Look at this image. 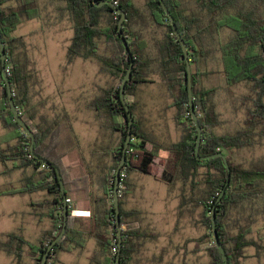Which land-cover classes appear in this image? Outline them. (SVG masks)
<instances>
[{
    "label": "trees",
    "instance_id": "trees-1",
    "mask_svg": "<svg viewBox=\"0 0 264 264\" xmlns=\"http://www.w3.org/2000/svg\"><path fill=\"white\" fill-rule=\"evenodd\" d=\"M102 1L96 0L97 3ZM109 1L116 2V7L126 15L122 33L129 52H126L118 34L120 16L109 6L97 7L93 0H53L69 18L73 31L66 51L67 64L76 59L96 60L102 71L121 80L133 63L131 78L125 85V96L138 86L152 83L151 77L157 76L171 93L175 124L182 131L177 142L160 145L141 134L140 127L133 122L131 142L121 170L125 177L119 185L120 224L123 225L125 220L138 219L136 212L125 214L121 209L127 173L138 172L165 183L170 189H179V218L201 208L200 222L206 233L195 242L206 244L204 251L208 261L205 264H225L210 232L212 209L215 210L216 229L228 264H241L248 248L262 254L264 245L251 235L258 219L264 222V155L253 156L249 160L243 157L241 161L237 158H241L243 152L254 151L264 144V0H163L188 54L193 104L202 129L198 155L223 154L230 168L228 183L221 158L199 160L195 155L196 130L188 105L184 54L159 0H146L144 8L137 7L132 0ZM40 13L39 0H0V36L6 53L5 68L12 98L20 117L34 134V154L49 163L44 165L30 154L29 138L9 111L0 70V123L6 131L0 137V175L27 168L32 172L20 187L1 188L0 198L46 192L50 200L44 205L48 207V217L53 223L52 230L36 244L16 234H3L5 240L0 243V250L8 256L19 257L22 247L26 246L33 264L39 263L61 228L63 197L56 169L64 183L65 178L54 152L58 119L69 116L66 112L57 114V120L53 123L45 121V126H32L24 117L28 115L29 120L34 119L32 114L35 110L31 106L33 76L28 70L24 40L14 32L23 21L39 18ZM216 80L220 84H216ZM237 89H241L240 93L236 92ZM220 91L230 97L236 113L243 116L235 129L222 133L218 128L223 122L214 101ZM92 104L94 109H104L110 115L111 127L120 134L114 149V164L106 174L112 192L115 169L128 132V120L119 100L118 86L104 90ZM128 107L133 114L132 107L129 104ZM119 117H122L121 123L115 120ZM135 140L136 143L133 142ZM223 190L224 194L217 201ZM230 221L234 223V233L229 229ZM115 228L111 204L101 222L98 219L94 222L92 234L87 235L98 242L92 263H116ZM144 235L133 227L122 231L120 264L132 263L140 247L138 241ZM76 237L80 238V235L72 231L68 211L66 232L45 264H58L59 252H70L73 247L83 248V239L75 240ZM114 247L117 249L115 253ZM199 251L196 248L191 252ZM183 264H187L185 260Z\"/></svg>",
    "mask_w": 264,
    "mask_h": 264
},
{
    "label": "rangeland",
    "instance_id": "rangeland-1",
    "mask_svg": "<svg viewBox=\"0 0 264 264\" xmlns=\"http://www.w3.org/2000/svg\"><path fill=\"white\" fill-rule=\"evenodd\" d=\"M145 2L146 0H133V3L139 8H144ZM39 3L41 11L40 17L23 21L14 32L15 36L22 37L24 40L28 70L31 76H33L31 106L35 110L32 114L34 119L29 120L28 115L24 117L32 126L37 124L39 126H45V121L49 122V119L55 118V114H62L65 111L69 113V116L67 118H60L61 129L59 130L60 133H65L59 135L57 143L61 139L63 141L70 139V137H67V134L73 129L72 123L76 129H79V139L85 144V142L92 139L91 137L96 128L93 126L94 123H99L98 126L101 130L108 129L103 113L98 116L87 113L88 110L90 113L94 111L92 102L101 97L104 90H108L112 86H118L119 91L122 79H112L111 76L101 70L100 63L96 60L85 61L76 59L72 64H67L66 51L73 36L71 22L67 15L63 11H60V8H57L53 0H39ZM215 83L220 84V81L216 80ZM143 90L144 92L140 94V97H142L144 107L152 113V118L154 119L153 130L156 132L153 134L156 136L164 134L171 141L177 139L178 135L181 136V129L179 127L177 129L176 124H174L171 93L167 88L163 85L156 84ZM239 90L241 89H237L236 92L240 93ZM146 96H150L151 100ZM214 101L216 110L221 114L220 119L223 122L219 127L220 129L218 128V131L222 133L229 129H235L242 122L243 116L240 112L238 114L236 113L234 107H232L230 97L220 91L215 96ZM106 117L108 119L110 115L106 114ZM87 129H89V133L86 132ZM113 131L115 132L114 129ZM5 133L6 131L2 129L0 123V137L5 135ZM141 134L150 135L146 131H141ZM166 139L151 138V140L160 145ZM129 142H131V139ZM133 142L136 143V140ZM260 155H264V144L262 147H257L254 151L243 152L241 158H237V160L241 161L243 157L249 160L253 156ZM1 171L2 166L0 165ZM21 176L23 174L19 171H14L7 175H0V189L9 186L16 187L18 185L17 180ZM148 180V184H152V188L156 193L153 195V199L157 196V202L155 200L154 204L156 205H154L153 212L156 213L155 219L158 222V227L155 232L152 231L154 232L153 234L159 237L164 236L165 244L167 243V238L169 239L170 236L179 241V243L177 242L178 244L173 243V246L184 243V250L180 254L183 253L184 260L187 264H205L208 261V257L204 251L206 244L198 245L195 242L206 233L205 228L200 222L201 208L195 209L194 212L186 213L183 217L179 218L177 210L178 201L177 199H173L172 195L174 193L179 194V189L175 188L172 191L168 187L167 192L166 185L153 179ZM147 190L148 188L146 187ZM10 206L12 205L7 204L6 198L0 201V243L5 240L3 234L14 233L19 236L15 232L17 230L13 229V223L8 217V213L11 210ZM124 213L128 214L130 212L129 210H125ZM228 223H230V231L234 233V223L232 221ZM136 226L137 224L135 222L125 220L121 228L122 231L123 229L126 231L130 227ZM253 230L254 232L251 237L258 243L264 245V222L261 218L253 226ZM158 243L159 246L165 245L163 244L164 241L159 240ZM169 245L172 244L169 243ZM196 248H199L201 251L197 253L191 252ZM26 251L29 256L27 248ZM174 254V250L166 252L168 262L179 263L178 259H174ZM171 256L172 258L170 259ZM0 264H10V260L6 257L4 251L1 250ZM241 264H264V252L258 254L254 248L246 249L245 258L241 260Z\"/></svg>",
    "mask_w": 264,
    "mask_h": 264
},
{
    "label": "crops",
    "instance_id": "crops-1",
    "mask_svg": "<svg viewBox=\"0 0 264 264\" xmlns=\"http://www.w3.org/2000/svg\"><path fill=\"white\" fill-rule=\"evenodd\" d=\"M151 80L153 81L152 83L138 86L136 90L125 96L127 104L132 107L133 122H136V125L140 127V131L149 133L150 135L145 136L150 139L158 138L163 140L167 138L161 145L175 143L180 139V135H178L177 139L171 141L168 139V136L164 134L160 136L153 134L156 133L153 130L154 119L152 118L151 111L144 107L140 94L144 92V88H150L156 84H163L157 76H152ZM147 98L151 100L150 96ZM93 110L94 111H91V113L88 110L87 113L93 116H98L101 113L104 114L107 130H101L98 126L99 123H94L93 126L96 128L91 137L92 139L84 144V142L79 139V129H76L74 127L75 125L71 123L73 129L67 134V137H70V139L65 141H63V139L59 140V143H57L55 147L54 155H56L55 157L59 160L65 178V183L63 182V184L66 198L72 201V204L68 207L71 216V229L73 232H77L78 235H80V238L76 237L75 240L83 239L84 241L83 248L73 247L70 252H59L57 255L59 260L58 264H94L91 262V259L98 251V242L93 237L87 235L89 233L92 234L94 222L97 219L101 222L103 214L109 209L110 205L113 204V190L112 192L109 190L106 174L107 169L114 164V149L119 143L120 134L118 131H113L109 118L107 119L106 117L108 113L105 112L104 109L101 111L96 109ZM173 111L175 117L174 108ZM174 117L173 120L175 122ZM60 118L58 119L59 123L57 126V142L59 135L65 133H60L59 131L61 129ZM56 120L57 118L49 119L52 123ZM115 120L117 123H121L122 117L116 118ZM155 121L157 122L156 118ZM86 132L89 133V129H87ZM66 143L68 144L65 145ZM19 172H22L23 176L18 178L17 188L26 181V178H30L32 173L29 168L20 170ZM148 179H153L166 185L151 176L138 172H129L125 179V193H123L121 197L122 211L129 210V212H136L138 214L137 221H133L137 226L133 228L139 229L145 234L144 237L138 241L140 247L138 253L134 255L131 264H183L184 255L183 253L180 254V252L184 250V243L173 246V243H179V241L170 236L169 239L166 237L167 243L165 244L164 236L159 237L153 234L158 227V222L155 219L156 213L153 212L154 205H156L154 202L155 200L157 202V196L153 199V195L156 193L152 188V184H148ZM146 187L148 188L147 191ZM168 187L169 186H167V192ZM174 190L175 189H172V191ZM110 192L112 193V199ZM172 195L173 199H177L178 201V210V194L174 193ZM3 198H6L7 204L12 205L10 206L11 210L8 213V217L13 223V229L17 230L15 232L24 240L31 243H38L45 233L52 230L53 223L48 217V207L44 205L45 201L50 200V196L46 192L1 197L0 201ZM123 231L125 230L123 229ZM159 240L164 241L163 244L165 245L159 246ZM169 243L172 245L168 246ZM26 248V246L22 247V253L19 257L8 256L4 252L6 257L10 260V264H33L30 256L27 255ZM172 250L175 251V258L174 256L173 258L175 260L178 259L179 263L172 261L168 262L166 252ZM149 252L151 253L149 254ZM171 258L172 256L170 259Z\"/></svg>",
    "mask_w": 264,
    "mask_h": 264
},
{
    "label": "water",
    "instance_id": "water-1",
    "mask_svg": "<svg viewBox=\"0 0 264 264\" xmlns=\"http://www.w3.org/2000/svg\"><path fill=\"white\" fill-rule=\"evenodd\" d=\"M93 2L97 7H101L103 5L109 6L113 12H115L116 14H118L120 16V19L117 23V30H118V34H119V37H120V40L122 42L123 47L125 48L126 52H129V47L127 45V41L124 38L123 33H122V25H123L124 21L126 20L125 13L121 9L114 6V4L109 0H104V1L99 2V3H97L96 0H93ZM159 2L161 4L166 16L168 17V20L171 24V27H172V29H173V31H174V33H175V35L179 41L182 52L184 54V59H185V63H186V73H187L188 105H189L190 116H191V119L193 121L195 130H196L195 155H196L197 159H199V160H209V159H213V158H217V157L221 158L223 166L226 170V174H227L226 181L228 183L229 178H230V168L228 165V161L223 154L217 153L215 155L208 156V157H200L198 155L199 148H200L202 129H201V126H200V123L198 120V116L195 113V107L193 104L191 68H190V64H189V60H188L187 50H186L184 42L181 39V36L177 30V27L173 21V18L171 16L168 8L166 7L163 0H159ZM5 63H6V53H5V49H4V44H3L1 36H0V70H1V75H2L4 85H5V89H6L9 111L12 114L15 121L20 126L21 130L29 138V141H30L29 152H30V154L35 159L42 162L44 165H49V163L47 161L41 160L39 157H37L34 154L35 137H34L33 132L30 130V128L28 127V125L24 121V119H22L20 117L18 109L16 108V106L14 104V101L12 98L11 85H10V82L8 80V74H7V71L5 68ZM132 69H133V63H130L129 68L126 71V74L124 75V77L121 80V83L119 86V91H118L119 100L124 107V110L126 113V118L128 120V132H127V135H126L124 143H123L121 159H120V161H119V163L115 169V180H114V184H113V208H114L115 227H116V232H117V246H118V253L116 256V263L115 264H120V255H121V248H122V228H121V224H120V206H119L120 172H121V170L125 164L126 149H127L128 144H129V141L131 139V127L133 124V117H132V114L129 110L128 104L125 100L124 90H125L126 83L131 78ZM56 175H57V179H58V182L60 185V193H61V196L63 197V215H62L61 228H60L59 233L56 235V237L48 244L47 249L44 252V254H43V256H42V258L38 264H45L46 263L48 256L50 255V253L53 250V248L55 247V245L58 244L59 241L63 238V236L66 232V228H67L68 206L64 203V201L66 199V194L64 191V184H63V181L61 179V175H60V172L58 169H56ZM223 194H224V190L221 192V195L218 197L217 201H219L221 199V196ZM211 235L213 238V242H214L215 246L217 247V249L219 250V253H220L223 261L225 262V264H228V259L226 257L225 251H224V249L220 243L219 236L217 233L216 218H215V210L214 209H212V212H211Z\"/></svg>",
    "mask_w": 264,
    "mask_h": 264
},
{
    "label": "built area",
    "instance_id": "built-area-1",
    "mask_svg": "<svg viewBox=\"0 0 264 264\" xmlns=\"http://www.w3.org/2000/svg\"><path fill=\"white\" fill-rule=\"evenodd\" d=\"M114 6H116V2L114 3ZM124 177H125V172H124V171H121V172H120V181H122V179H123ZM64 203L69 207V206L72 204V201H71V199L66 198L65 201H64ZM113 252H114V253L117 252L116 247L113 248Z\"/></svg>",
    "mask_w": 264,
    "mask_h": 264
}]
</instances>
